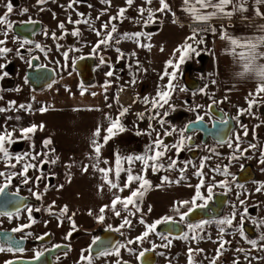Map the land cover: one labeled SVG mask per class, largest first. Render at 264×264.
Here are the masks:
<instances>
[{
    "label": "flooded vegetation",
    "instance_id": "1",
    "mask_svg": "<svg viewBox=\"0 0 264 264\" xmlns=\"http://www.w3.org/2000/svg\"><path fill=\"white\" fill-rule=\"evenodd\" d=\"M168 1L170 2L171 0ZM8 2L9 0H0V15L5 13V5ZM10 2L13 6L12 13L7 17L8 21L13 25L10 32L21 41H31V43H27L29 45L35 43L38 36L45 33V23L39 18L30 17L27 12L22 13V10L27 9V6L32 7L30 0H10ZM40 16L41 14L39 13L37 17ZM29 20L32 23H28ZM160 25L161 22L152 21L149 26L145 27V31L151 37L159 31ZM1 27L0 33H2ZM199 27H195V30L197 31ZM62 37V39H57L56 42L63 43V47L72 48L76 44L74 38H71L66 32L63 33ZM92 51L93 48H91L89 54L78 57L72 63L69 71H65V67L62 66V74L57 68L52 67L51 64L44 63V57L42 58L43 63H41V59L38 57H30L24 69L27 86L34 91L27 78L28 72L38 69H48L53 73L54 82L50 85L57 81L63 83L62 86L76 82L82 91L88 89H101L104 91L102 87H105V82L107 81V87L105 88H108V90L104 91L106 95L108 91L113 89L112 76H106V73L116 69L120 70L123 66L120 62L114 63L110 58L98 56ZM101 57L105 61L103 64L101 63ZM85 58L92 60L90 77H87L86 74L87 66L80 64L77 69V63ZM195 61L198 63L197 66L193 62L184 64L181 76L182 82L184 76L193 80L191 83H194L195 89H187L191 94H198V89L201 85L200 79L198 77L195 78L194 74L200 76L204 73L206 67L205 56L202 53L195 56ZM33 62L37 65L31 68ZM6 72L13 74L15 70L12 66H8ZM81 77L84 80H91V84L84 86ZM8 81L7 79L5 80V83L9 84L8 86L5 84V86L11 88L13 84ZM1 84L3 83L0 79ZM235 97L236 99H252L249 95ZM226 98L228 97H224L223 100ZM256 100L257 103L253 105L251 112H244L243 114L239 110L247 109L248 103L246 106L233 107L220 105L213 101L203 103V101L195 102L191 100L186 107L175 108L161 119L164 121L163 124L160 123L161 131L171 133L170 135H164L162 139L163 144L169 146V150L162 158L156 161L157 164L163 165V168L158 170L163 177L154 185H152L149 179L150 187L146 186V191L141 189L144 194L141 198H136V200L140 209L139 212L146 217L144 220L148 225L166 216L171 217L174 222L160 223L156 226L153 243L156 247L148 249H146L148 242L146 239L131 244L128 243L130 240L135 241L136 237L130 239L128 233H126L128 226L120 227L123 222H114L113 217L116 216L114 212L109 213L103 222H95L93 213L90 211L91 215L87 211L82 219L79 218L77 209L76 207L74 208V203H69L62 189L60 160L55 156L50 143L47 144L45 151L39 150L36 152L35 160L28 161L27 164L35 165V167L28 169L26 174L28 182L24 183V176L21 178L12 176L11 182L5 189L9 195L24 198L26 204L19 211L12 213L11 219L6 214L0 215V222H12L9 226H2L0 224V232L9 233L12 236L13 244L11 246L13 247V251L5 250L4 254L0 252V256L7 257L2 264L18 260L29 261L31 264H89V260L81 259L82 254L90 258L91 264H117V262L119 264H176L175 260H173V263L171 262L170 257L167 256V247H163L162 245L167 244L168 240H171L170 245L187 240L188 238L192 242L194 232L197 229L189 228V224L196 225L207 221V223L203 224L206 226L205 229L197 230L198 239H204V236H207L206 234L209 231L213 233L216 232V228L220 229V226H222L219 224L220 220L231 218L232 222L239 221L238 218H234L232 215L226 216V212L231 205L232 188H241L249 184L253 185L257 183L258 176L264 175V164L260 163V160L264 158L261 155L264 153V94H260V96L256 97ZM198 117H203V119L199 120ZM221 121H226V123H221ZM241 125L247 127V136L244 135V129ZM32 134V142L37 144V146L38 144H42L44 148L45 141L35 139ZM120 135L126 136V134ZM115 136H118V134L115 133ZM237 136L240 137L239 141L236 139ZM139 138L143 139L140 136ZM181 140H183V147L177 153L176 149L171 146L179 144ZM145 142L147 144V141ZM229 144H231V147H229ZM237 145L239 146V150H237ZM251 145H255V147H250ZM5 147L11 157L14 153L18 152L21 143L13 141ZM143 147L145 146L142 144H136L133 150L137 149L141 151ZM147 152L148 144L146 145L144 156ZM233 156L238 157V159H232ZM47 158L49 161L45 160ZM122 159L117 160V163L119 164ZM170 160L176 161L175 166H181L186 169V181L174 183V171L169 167ZM105 162L110 170L109 174H107L108 179L112 181L111 178L113 177L116 183L115 173H111L107 161ZM202 164L203 167H201ZM218 166L221 170L220 172L215 170ZM225 167L228 168L229 175L227 176L221 174ZM197 172H201L203 174L202 177L197 175ZM13 173L15 172L11 171L9 175ZM165 177H167V181L162 182ZM210 177L216 178V183L213 185L211 184ZM201 179L204 181V186L200 189L201 194L207 197V188L211 185L212 198L207 200L205 208L193 205V210L185 217L184 221H181L180 214L189 209V205H181V202H191L193 200L196 195V185L200 184ZM226 179H229V181ZM221 181H227V186L221 187ZM4 183H6V180L3 181L0 176V185ZM118 186H121V184ZM34 193H39L41 198L37 199ZM201 203H204V201H196L197 205ZM65 205L68 208V212L61 216V209ZM49 206H52L51 213L48 211ZM28 208L32 209L31 216L35 220V223H32L31 227L25 228L23 231L13 232L14 228L30 223ZM37 208L40 210L36 211ZM149 208H151V211H149ZM176 208H179V213L175 211ZM128 209L136 212V209L131 205H129ZM117 210L121 214L123 211H126L122 205L118 206ZM251 212H253L252 209ZM69 217H71V220ZM72 221L75 222V230L72 228ZM234 227L233 223L228 225L226 228L227 234L239 232L240 225L238 228ZM115 229H119V231H115ZM69 232L72 233L70 237H68ZM243 232L249 240L256 239L255 228L253 226L244 224ZM185 234H187V239L182 238ZM38 237H43V239H38ZM95 238H98V242L94 245L93 240ZM0 247L7 249L9 246L2 244L0 241ZM17 247L22 248L23 251H16ZM255 247L253 246V249ZM117 249L119 251L118 256L115 254L106 256L97 255L101 250L114 253ZM237 249H240L239 245L235 247V251L238 255H241V251H237ZM256 251L255 249L254 253H249L250 255L257 254ZM36 252L43 253L39 260L35 259ZM140 252H144L143 257H139ZM221 261L225 262L226 258L222 257Z\"/></svg>",
    "mask_w": 264,
    "mask_h": 264
},
{
    "label": "rangeland",
    "instance_id": "2",
    "mask_svg": "<svg viewBox=\"0 0 264 264\" xmlns=\"http://www.w3.org/2000/svg\"><path fill=\"white\" fill-rule=\"evenodd\" d=\"M78 1L71 8H68L67 5L71 0H47L44 6L38 5L36 0H30L32 7L27 6V13L30 17L41 19L45 23V32H47V35L42 33V35L38 36L37 41L33 44H24L21 47L23 41L15 38L10 30L8 31L7 37H5L3 34V26L1 27L2 33H0V38L1 40H5V44L0 45V47H6L11 49V51L0 55V65H4L1 68L0 74L3 77L1 79L3 84L0 85V108L6 109V111L0 112V134H4L5 132L12 133L11 140L21 143V147H19L18 152L14 153L10 159H5L2 153H0V172L8 176L9 172L13 171L16 174L13 177L21 178L22 176L19 173L23 170L24 164L32 160L31 157L36 156L37 151H45L47 149V146L43 148L42 144H38L37 146V144L32 142V133L27 134L28 138H23L20 131L23 128L30 127L31 112L39 107V104L35 103L36 99L47 96L53 97L60 93L64 95H69L70 93L77 94L82 91L76 82L62 86L63 83L59 81L41 91H32L27 86L24 77V69L30 57L40 58L41 63H43L42 58L44 57V63L51 64L52 67L57 68L62 74V66L65 67V71H69L72 63L81 55L89 54L91 48H94L98 40L102 39L107 32L111 31V25L115 24L116 32L112 34V39L109 43L107 45H101L95 52L92 51L98 56L110 58L114 63L120 62L123 66L120 70L116 69L112 71L113 89L105 95V102L114 109V118L115 120L119 119V125L124 130L120 131L119 127L114 129L118 136H115L112 141L105 145L102 154L111 169V173H115L116 184L125 185L129 175L128 170L130 169L133 176L139 175L143 179H150L152 185H154L163 177L161 173L159 171L153 172L150 166L145 169L144 163L136 160L135 157L144 156L147 144L148 152L146 155L154 154V141L157 139L158 134L162 140L166 133L165 131H161L160 126V121L165 115L169 114L175 108L186 107L191 100L195 102L203 101V103L213 101L224 106L241 107L246 106L250 99H236L235 96H224L228 98L223 100L224 97L219 96L215 91L214 87L216 83L212 75L213 67L209 65L205 67L204 73L200 76L194 74V77H198L201 81L198 89L199 93H189L181 80L183 66L187 62H193L195 66L198 65L195 61L196 54L189 52L184 63L180 64L176 78L172 81L173 89L170 91L168 104H165L162 108L159 106L153 108L151 101L154 98L158 99V91L165 90L164 86L168 84L169 77L164 76L161 79V76L165 72L166 64L159 61L153 62L149 48L140 47L139 45H149V37L145 35L149 33L145 31V27L149 26L152 21L162 22L168 19L169 11L163 13L156 11L160 7L158 0H152L151 4L146 3V0H133L131 6L126 3V0H110V3H102L101 0ZM166 2L170 6V2L168 0ZM120 8L126 9L124 16L109 23L110 17L116 16ZM140 8L145 9L143 16L138 11ZM41 9L43 10L41 11ZM148 9L152 10L153 17L151 21L145 24V21H148ZM39 13L41 16L37 17ZM78 13L82 15H78ZM69 18L73 21L72 23L69 22ZM77 20L81 21V23H74ZM60 23H64V29L58 27ZM105 23H109L107 29L102 28V25ZM77 29L80 33L79 36L71 35ZM95 30L101 32L100 37L96 35ZM53 32H55L57 39L66 32L71 38H74L76 44L72 48L63 47V43L56 42L57 39L52 38ZM137 32L142 33V35L138 39L132 38V34ZM125 34L128 35L125 36ZM117 41L119 42L117 43ZM36 44L41 45L43 51L40 48H36ZM57 45H59V48ZM116 49H119L120 52L118 53ZM65 52L68 54L67 59L64 56ZM198 52L201 53L200 51ZM120 53H123L122 57ZM132 53H135V55L133 56ZM8 66L14 68L15 72L13 74L6 72ZM173 70L172 67L167 68L169 73ZM4 73L8 75L4 76ZM103 74L105 73L103 72ZM6 79L9 80L8 82H12L13 86L11 88L5 86ZM133 80L135 83L132 82ZM6 85L8 86L9 84L7 83ZM17 89L19 90L17 91ZM102 89L104 91L108 90L105 87H102ZM145 97L148 98V103H145ZM20 105H25L26 107L21 108ZM28 105L31 106L30 110L27 109ZM123 108H128V111L123 116H120ZM140 113H143V118H140L138 115ZM96 123L89 122L87 128L89 129ZM59 126L64 130L63 139L67 137L65 133L69 126L78 128L75 122L60 123ZM120 134H126V136H121ZM92 136L93 134L91 133L88 136L78 137L73 144L66 140L63 141L60 138L63 141V147L61 149L65 151L74 149L77 152L80 151L81 153L76 155V160L79 162L83 161L85 158H88L83 156H88L95 152V150L93 143L84 144L83 146L81 145V141H91ZM139 136L147 141V144ZM136 144H142L145 147L141 151L137 149L133 150ZM150 148L153 150L150 151ZM25 154L28 155L25 156ZM17 156H24V159L17 162ZM129 157L133 158L131 162L128 160ZM120 158L123 159L118 164L117 160ZM45 160H48V158ZM151 163L149 161V164ZM12 164L16 166L13 168L11 167ZM172 169L174 171V183H177V181H186L187 176L184 167L175 166ZM182 169L183 173L181 172ZM118 170L119 175L117 176L116 173ZM182 175L183 178H181ZM5 176H1L3 181L5 180ZM226 180L229 181V179ZM210 181H212L211 184L213 185L216 183V178L210 177ZM93 182L98 187L102 186L99 179L93 178ZM139 185L140 181L134 180L130 188L136 190L139 188ZM257 188H261V193L256 190ZM79 191L77 193L85 195V188ZM231 193V205L226 212V216L232 215L233 217V214H235L234 218L239 219L237 222H232L233 226H235L234 228H238L241 225L242 216L243 225L248 224L255 228V240L257 241L255 249L257 250V254L250 255L249 252L254 253L255 249L249 243V238L245 235H240V231L234 234H227L226 228L228 225H222L220 229L216 228V232L213 233L209 231L206 234L207 236H204V239H198L197 230L205 229L206 226L203 225V227L194 228L197 230L194 232L193 237L195 238H193L192 242L188 238L187 240L169 245L170 249L167 247V256L170 257L172 263L175 260L176 264H189V249H192L191 264H213V261H215V264H234V262H237V264H264V254H262L264 253V240L261 239L264 236V175L258 176L257 183L253 185L249 184L241 188L233 187ZM82 194L80 195L82 196ZM110 194L111 192H107L103 198L107 199ZM245 209L247 210L246 212ZM251 209L253 212H251ZM130 213L134 214L130 215ZM125 217L131 221V227L128 226L126 232L130 239L138 237L146 231L145 225H148L144 220L146 217L139 211L133 212L131 209H128L123 211L119 217L114 216L113 220L114 222H123ZM141 219L144 220V224L140 223ZM11 223L0 222L2 226H9ZM221 228H223V233H221ZM145 239L148 241L146 249L153 247L155 239L154 231L150 232ZM221 239L227 241V243L220 249L221 254L218 255L217 249L220 246ZM238 245L240 249H243L241 255H238L235 251V247ZM1 253L4 254V251ZM222 257L226 258L225 262L221 261ZM6 259L7 257L0 256V264Z\"/></svg>",
    "mask_w": 264,
    "mask_h": 264
},
{
    "label": "crops",
    "instance_id": "3",
    "mask_svg": "<svg viewBox=\"0 0 264 264\" xmlns=\"http://www.w3.org/2000/svg\"><path fill=\"white\" fill-rule=\"evenodd\" d=\"M190 2L194 3V0H190ZM215 2L217 0H213V3ZM240 2L241 0H233V4L228 5L225 11L233 12V7L239 5ZM186 7L184 0L170 1L171 11L168 12V19L161 22L159 31L149 39V45L151 46L149 53L152 61L166 64L171 59L174 63H178L180 53L175 52V50L185 44L186 39L192 35L195 26L197 28L200 25H209L211 29H215V33L211 32L204 38L205 43L197 44L196 41H188V43L192 44L197 51L205 56L206 66L213 67L212 75L216 83L214 87L216 93L223 97L247 96L249 93H255L260 81L254 73H248L244 76L238 75L243 71V64L238 56L231 54L230 41L221 39V36L226 34L229 37L238 39L264 36V31L260 27L264 25V16L256 15L257 9L264 13V4L257 5L256 0H245L247 11H235L230 17L217 13L206 22L194 20L192 15L184 10ZM197 7L199 6L197 5ZM201 11L212 13L216 10L208 8ZM173 20L176 22L173 23ZM196 40H200L198 36ZM259 50L264 51V46ZM236 51L241 50L238 48ZM256 63L264 65V58L258 59ZM81 92L77 94L70 93L69 95L60 93L53 97L47 96L36 99L35 103L39 104V107L31 114V126L36 125V130L32 135L35 139L50 141L55 156L60 160L61 183L64 195L69 203H74L79 218L82 219L85 213L90 211L93 213L94 221L101 222L97 219L101 215V207L109 206L102 214L105 219L109 213L113 212L110 207L112 200L116 196L128 197L132 189L129 187L124 188V185L110 189V185L103 182L104 172H101L100 169L109 170V168L102 152L105 145L114 138L115 130L113 129V134L107 142L104 141V137L109 135L107 129L110 127L111 122L115 120L114 109L105 102V92L101 89H88L83 91V95ZM42 107L46 108L47 111H39ZM69 122H75L78 128L69 126L65 133L67 137L63 139L64 130L59 125L60 123ZM89 122L97 123L88 129ZM41 125H43L42 129ZM97 129H99L98 136L95 135ZM91 133L93 134L91 141L83 140L81 145L93 143L92 141L102 145L98 155L93 152L88 156H83L88 158L79 162L76 160V155L81 153L80 151L61 149L64 140L73 144L76 138L88 136ZM93 148L95 150V146ZM85 166H87V171H84ZM107 174H109V171ZM93 178L99 179L102 186L95 185ZM111 179L115 183L113 177ZM83 188H85V195L77 193ZM120 188H124V191L121 192ZM107 192H111V194L105 199L103 196ZM120 205L117 204L116 207L118 208Z\"/></svg>",
    "mask_w": 264,
    "mask_h": 264
},
{
    "label": "snow or ice",
    "instance_id": "4",
    "mask_svg": "<svg viewBox=\"0 0 264 264\" xmlns=\"http://www.w3.org/2000/svg\"><path fill=\"white\" fill-rule=\"evenodd\" d=\"M77 2H78V0H71V2L67 5V7L71 8L73 6V4L77 3ZM101 2L102 3H110V0H101ZM36 3L38 5H43V4L47 3V0H36ZM126 3L129 6H131L132 3H133V0H126ZM146 3L151 4L152 0H146ZM159 4H160V7L156 11L161 12V13H163L165 11H171V9H170L168 3L166 2V0H159ZM184 4L187 6L184 10L188 11L190 13V15H192L194 20L201 21V22L208 21L213 16L217 15V13H220V14H223L225 16H229L230 17L233 14V12H235V11H240V12L247 11V9L245 7V0H241L239 5H235L233 7V12H226L225 11V9H226V7L228 5L233 4V0H217V2H215V3H213V0H194V3L190 2V0H184ZM256 4L257 5L264 4V0H256ZM197 5L199 7H197ZM5 7H6L5 13L3 15H0V26H3V29H4L3 34H4L5 37H7L8 31L11 30L12 27H13L12 23L9 22L8 19H7L8 15L10 13H12V11H13V6H12L10 0L5 5ZM208 8H214L216 11L212 12V13H206V12L201 11L202 9H208ZM42 10L43 9H41V11ZM27 11L28 10L25 8V9L22 10V13L23 12H27ZM125 11H126L125 8H120L118 10L116 16L110 17L109 23H111V21H113V20H116L117 18H122L124 16ZM138 11L141 14V16H143V14L145 12V9L144 8H140V9H138ZM147 11H148V21H145V24H147L149 21H151L152 17H153L152 10L148 9ZM78 15H82V14L78 13ZM102 15H103V13H102ZM173 15H175V14L173 13ZM256 15L264 16V13H262L259 9H257ZM97 19H99V17H97ZM69 22L70 23L73 22V21H71V18H69ZM175 22L176 21L173 20V23H175ZM28 23H32V21L29 20ZM74 23L79 24V23H81V21L77 20ZM109 23L103 24L102 28L107 29L108 26H109ZM58 27L60 29H64L65 25H64V23H60L58 25ZM260 27H261V30L264 31V25H262ZM211 31L213 33H215V29L214 28H212ZM115 32H116V26H115V24H112L111 25V31L107 32V34L102 39L98 40V42L96 43V45L93 48V52H95L96 49L100 48L101 45H107L109 43V41L112 39V34L115 33ZM95 33H96V35L98 37L101 36V32L99 30H95ZM79 34L80 33H79L78 29L71 33V35H73V36H79ZM45 35H47V32H45ZM127 35L128 34H125V36H127ZM141 35H142V33L137 32V33L132 34V38H137L138 39ZM145 35H148V37L150 39V34H145ZM197 35H198V32L196 30H193L192 35L189 36L186 39L185 44L180 46V47H178L175 50V52H179L180 53V56L178 57V61H179L178 63H174L173 60H171V59L166 62L165 72L161 76V79H163L164 76H168L169 77V81H168V84L164 86L165 90L157 92L158 99L154 98L151 101V104H152L153 108H156L157 106L162 108L165 104H168V101L170 99V91L173 89L172 81L176 78L177 70L179 69L180 64L183 63L185 61V59L188 57L189 52L195 53L196 55L200 54L196 50V48H194L192 46V44L188 43V41H196L197 44H203L204 40L202 38L200 40H198V41L196 40ZM52 38L53 39H57L55 32L52 33ZM62 38L63 37L61 36L60 39H62ZM221 39H228L230 41L231 54L233 56H238L240 61L243 64V71L238 73V75L244 76L245 74H248V73H254L256 75V77L258 78V80L260 81L258 83L257 87H256L255 93H249V96H251L252 99L248 101V108L239 110L241 114H243L244 112H249L250 113L253 105L255 103H257L256 97L260 96V94H264V65H258L256 63V61L258 59L264 58V51H260L259 50L262 46H264V36H258V37H253V38H249V39H238V38L229 37L226 34H224V35L221 36ZM118 42L119 41H117V43ZM27 43H31V41H28V40L23 41V43H21V47H23V45L27 44ZM3 44H5V40H0V45H3ZM139 46L140 47H148V48L151 47L150 45H139ZM35 47L36 48H40L41 51H43V49L41 48V45L36 44ZM57 47L59 48V45H57ZM238 48L241 51L237 52L236 50ZM161 50H163V49H161ZM9 51H11V49H8L6 47H0V55L6 54ZM17 51L19 52V50H17ZM116 51L118 53L120 52L119 49H116ZM67 55H68L67 52H65L64 53L65 59H67ZM120 55L122 57L123 53H120ZM132 55L134 56L135 53H132ZM174 55H175V53H174ZM100 59H101V63L103 64L105 62L104 58L101 57ZM29 63H31V62H29ZM3 67H4V65H0V68H3ZM168 67H172L174 70L171 73H169L167 71ZM3 75L6 76L8 74L4 73ZM112 75H113V73L111 71L106 73V76L111 77ZM2 78L3 77L0 76V79H2ZM132 82L135 83L134 80ZM107 83L108 82L106 81L105 82V87H107ZM18 90L19 89H17V91ZM81 94L83 95V91L81 92ZM93 95H95V93H93ZM144 101H145V103H148V98L145 97ZM20 107L21 108H25L26 106L25 105H20ZM27 109L30 110L31 106L28 105ZM4 111H6V109L0 108V112H4ZM39 111L44 112V111H47V109L42 107L41 109H39ZM127 111H128V108H123L122 111L120 112V116H123ZM138 115L140 116V118H143V113H140ZM152 118H154V117H152ZM17 119H18V117H17ZM198 119L202 120L203 117H198ZM160 123L163 124L164 121L161 120ZM221 123H226V121H221ZM40 127L42 129L43 125H41ZM117 127H119L120 131L124 130L123 127L119 125V119L114 120V121L111 122L110 127L107 129V132H108L109 135L104 137V141L105 142H107V140L113 134V129H115ZM150 127H151V125H150ZM241 127L244 129V135L247 136V134H248L247 127L244 126V125H241ZM35 130H36V125H32L31 127L23 128L20 131H21V135H22L23 138H28L27 134L28 133H34ZM170 134L171 133H168V132L165 133V135H170ZM95 135H97V136L99 135V129H97ZM11 136H12V133H10V132H5L4 134H0V153L3 154V157L5 159H10L9 152H8L7 148L5 147V145H6V143L10 144V143L13 142L11 140ZM236 139H237V141H239L240 137L237 136ZM49 143H50V141H45L44 142L45 147ZM93 143H94V146H95V152L98 155L102 145L97 144L95 141H93ZM171 147L175 148L177 153H179V151L183 147V140H181V142L179 144H174ZM229 147H231V144H229ZM250 147H255V145H251ZM154 149H155L154 150V154L145 155V156H137V157H135V159L142 161L144 163L145 169H147L150 166L152 168L153 172H156L160 168H163V165L162 164H157L156 161H158L160 158H162L165 155V153L169 150V146L163 144V141L159 138V134L157 136V139L154 141ZM152 150L153 149L150 148V151H152ZM237 150H239V146L238 145H237ZM245 151H247V150H245ZM26 155H28V154H25V156ZM261 155H262V157H264V153H262ZM31 158L33 160H35L36 156H32ZM22 159H24V156H17L16 157L17 162L21 161ZM132 159H133L132 157H129L128 158L129 162H131ZM232 159H238V157L233 156ZM149 161H151L152 163L149 164ZM53 163H55V161H53ZM260 163L264 164V158H262L260 160ZM175 165H176V161L175 160H170L169 167L170 168H174ZM15 166H16L15 164L11 165V167H13V168ZM32 167H35V165H33V164H24L23 170L19 173V175L25 177L24 183L28 182L26 174L28 172V169L32 168ZM201 167H203V164L201 165ZM215 170L218 171V172L221 171L219 169V166ZM84 171H87V166H85ZM100 171L104 172V180H105L106 183H108L110 185V189L118 188V185L116 183H113L112 181H110L108 179L107 173L110 170L100 169ZM128 171H129V175L127 177V181H126V183L124 185V188L130 187L131 183L134 180L140 181V186H139L138 189L132 190L131 194L128 197L121 198L120 196H116L112 200L111 206H110L111 210L118 217L121 215V213H120L119 210H117V207H116L117 204H121L125 210H127L129 208V205H131L132 207H134L136 209V211H140L139 206L137 204L136 198H141L143 196L144 192L141 191V189H144L146 191L147 190L146 186L150 187V182L148 180L143 179V177L139 176V175L138 176H133L131 174V170L130 169ZM181 172L183 173V169L181 170ZM116 174H117V176L119 175V170L117 171ZM221 174L225 175V176L229 175L228 168L225 167L222 170ZM13 175H16V174L13 173L12 175L5 176V173L0 172V176H5V180H6V183H4L3 185H0V194H3L5 192V189L8 187L9 183L11 182ZM197 175L202 177L203 174L201 172H197ZM181 178H183V175L181 176ZM164 181H167V177L163 178L162 182H164ZM178 182L179 181H177V183ZM203 186H204V181H203V179H201L200 184L196 185V195L193 198V200L191 202H189V201L181 202V205H185V204L189 205L188 211L180 214V220L181 221H184L185 217L193 210L192 209L193 205L195 207H199V208H205L207 206V200H210L212 198V186L209 185L208 188H207V193H208L207 197H205V196H203L201 194L200 189ZM220 186L221 187H226L227 186V181H221L220 182ZM124 188H120L119 190L122 192V191H124ZM256 190L259 192V191H261V188H257ZM34 195H36L37 199L41 198L39 193H34ZM197 200L204 201V203H201V204L197 205L196 204ZM241 203H243V201H241ZM53 204H54V202H53ZM108 207H109L108 205H105L104 207H101V209H100L101 215L97 217V219L99 221L103 222L104 215H102V214L105 212V209L108 208ZM51 208H52V206H49L48 211L50 213H51ZM39 210H40L39 208L36 209V211H39ZM27 211L29 213V221H30V223L29 224L20 225V226L14 228L12 230L13 232L23 231L25 228L31 227L32 223H35V220L31 216L32 209L28 208ZM149 211H151V208H149ZM175 211H177L179 213L180 210H179V208H176ZM246 211L247 210L245 209V212ZM67 212H68V208L65 205L61 209L60 215L63 216ZM5 214L8 215L9 218L11 219V216H12L11 213H0V215H5ZM89 214L91 215V213H89ZM132 214H134V213H130V215H132ZM234 215L235 214H233V217H234ZM69 219L71 220V217H69ZM242 221H243V216L241 217V225H240V228H239L241 236L244 235ZM170 222H174V221H172L171 217H167L166 216V217L162 218L161 220H157L153 224L145 225L146 231H144L142 233V235L136 237L135 241L130 240V241H128V243L131 244V243H134V242L143 241L149 235L150 232L155 230V228H156V226L158 224H160V223H170ZM140 223L144 224L145 222H144L143 219H141ZM204 223H207V221H203L200 224H196V225L189 224L188 227L189 228H198V227H202V225ZM219 224H221V225H231L232 224V219L231 218L222 219V220L219 221ZM125 226L131 227V221L127 217L124 218L123 223L120 225L121 228H123ZM72 228H73V230L76 229V225H75L74 221H72ZM115 231H119V229H115ZM221 233H223V228H221ZM71 234L72 233L69 232L68 233V237H70ZM68 237H66V238H68ZM163 238L167 239L166 237H163ZM182 238L183 239H187L188 238L187 234H185ZM193 238H195V237H193ZM38 239H43V237H38ZM261 239L264 240V236H262ZM97 242H98V238H95L93 240V244L95 245V244H97ZM225 243H227V241H223L221 239L220 246L217 249L218 255L221 254L220 253V249H222L224 247ZM249 243H251L255 247L256 244H257V241L256 240H250ZM170 244H171V240H168V243L164 244L162 246L163 247H168ZM153 247H156V246L154 245ZM5 250L11 252V251H13V247L9 246L7 249H5L4 247H0V252H3ZM15 250L16 251H20V252L23 251V249L19 248V247H17ZM192 251H193L192 249H189V264H191V253H192ZM200 251H202V250H200ZM237 251H243V249H237ZM112 254H115V255L118 256L119 255L118 249L114 253L111 252V251H107V250H101V251H99L97 253V255H99V256H106V255H112ZM42 255H43L42 252H36L35 259L39 260ZM143 256H144V252H140L139 257H143ZM81 259L82 260H89V264H91L90 258L83 256V254L81 255ZM6 264H12V262L8 261V262H6ZM117 264H119V262H117ZM213 264H215V261H213ZM234 264H237V262H234Z\"/></svg>",
    "mask_w": 264,
    "mask_h": 264
},
{
    "label": "water",
    "instance_id": "5",
    "mask_svg": "<svg viewBox=\"0 0 264 264\" xmlns=\"http://www.w3.org/2000/svg\"><path fill=\"white\" fill-rule=\"evenodd\" d=\"M92 60L90 59H82L77 63V69L78 66L81 64L82 66H87L86 74L87 77L91 76V67H92ZM37 64L34 62L31 64V68L36 67ZM28 81L30 82L31 88L34 91H41L48 85H50L53 81V73L51 70L48 69H38L31 72H28L27 75ZM82 78V77H81ZM82 84L84 86H88L91 84V80H84V78L81 79ZM184 85L186 86V89L192 90L194 88L193 80H191L189 77H183ZM197 83V82H196ZM193 86V87H192ZM26 204V201L24 198H21L16 195H9L6 191L3 194H0V213H14L19 211L24 205ZM114 235V233H112ZM0 241L4 245L12 246V236L9 233H3L0 232ZM12 264H31L29 261L24 260H18L13 261Z\"/></svg>",
    "mask_w": 264,
    "mask_h": 264
},
{
    "label": "built area",
    "instance_id": "6",
    "mask_svg": "<svg viewBox=\"0 0 264 264\" xmlns=\"http://www.w3.org/2000/svg\"><path fill=\"white\" fill-rule=\"evenodd\" d=\"M197 32H198V38L199 39H204V38H206L209 34H211V26H209V25H201L199 28H198V30H197Z\"/></svg>",
    "mask_w": 264,
    "mask_h": 264
},
{
    "label": "trees",
    "instance_id": "7",
    "mask_svg": "<svg viewBox=\"0 0 264 264\" xmlns=\"http://www.w3.org/2000/svg\"><path fill=\"white\" fill-rule=\"evenodd\" d=\"M196 27V26H195ZM195 29V28H194Z\"/></svg>",
    "mask_w": 264,
    "mask_h": 264
},
{
    "label": "bare ground",
    "instance_id": "8",
    "mask_svg": "<svg viewBox=\"0 0 264 264\" xmlns=\"http://www.w3.org/2000/svg\"><path fill=\"white\" fill-rule=\"evenodd\" d=\"M129 101V100H128Z\"/></svg>",
    "mask_w": 264,
    "mask_h": 264
}]
</instances>
